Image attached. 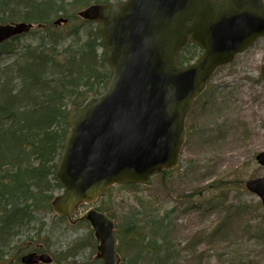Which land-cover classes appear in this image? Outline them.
Returning a JSON list of instances; mask_svg holds the SVG:
<instances>
[{"label": "water", "instance_id": "water-1", "mask_svg": "<svg viewBox=\"0 0 264 264\" xmlns=\"http://www.w3.org/2000/svg\"><path fill=\"white\" fill-rule=\"evenodd\" d=\"M80 16L99 25L112 78L104 93L87 95L82 107L69 112L70 132L56 170L65 193L52 203L69 221L113 186L144 185L176 168L187 115L208 80L264 38L263 0H128L93 6ZM30 28L0 25V45ZM189 42L203 54L181 67L178 56ZM258 161L264 166V153ZM247 188L264 205V178ZM85 220L100 242L98 258L120 264L114 221L96 210L79 221ZM40 260L52 262L49 256ZM23 263L32 264L33 257Z\"/></svg>", "mask_w": 264, "mask_h": 264}, {"label": "rangeland", "instance_id": "rangeland-1", "mask_svg": "<svg viewBox=\"0 0 264 264\" xmlns=\"http://www.w3.org/2000/svg\"><path fill=\"white\" fill-rule=\"evenodd\" d=\"M91 5L72 7L67 24L52 29L67 34L66 46L73 43L71 32L75 27L84 44L96 28L80 16ZM63 15L52 16L53 24ZM32 24L31 34L24 33L0 46V70L18 61L20 64L25 50L39 44L45 28ZM98 51L102 55V49ZM263 63L261 39L216 72L188 115L187 139L176 169L156 175L146 186L114 187L97 203L83 206L76 213L75 220L91 208L105 207L115 219L117 236H128L127 229L134 225L137 232L132 236L139 238L140 245L153 242L156 229L161 228L158 238H166L169 256L167 250L158 257L127 250L128 241L119 238L122 264H238L240 260L264 264V208L246 188L248 181L264 177V167L257 161L264 152ZM21 87V81L15 82L18 92ZM72 106L71 100L67 101L68 111ZM56 131L53 127L52 133ZM32 162L40 163L37 156ZM52 185L48 195L53 199L63 191ZM33 217L31 226L13 236L7 249L0 248L6 253L0 264H19L38 245L54 258L55 264H102L90 225H70L52 211L35 212Z\"/></svg>", "mask_w": 264, "mask_h": 264}, {"label": "trees", "instance_id": "trees-1", "mask_svg": "<svg viewBox=\"0 0 264 264\" xmlns=\"http://www.w3.org/2000/svg\"><path fill=\"white\" fill-rule=\"evenodd\" d=\"M111 0H0V25L24 23L44 29L38 45L25 50L16 64L0 70V248L7 249L9 241L32 223L33 211L51 209L53 185L62 189L55 179L56 158L60 155L68 131L67 101L81 105L85 94H99L107 86L111 71L105 60L98 27L80 42L78 27L71 32L73 43L65 45L64 33L56 29L52 16L64 13L70 17L72 7L83 9L93 3ZM122 2V0H116ZM40 31V30H39ZM42 31V30H41ZM31 34V33H30ZM38 35V33L36 34ZM35 35V37H36ZM37 39V38H36ZM17 40V39H16ZM7 45L9 44L6 43ZM62 47V48H61ZM13 49H11L12 51ZM200 54L196 45H189L179 57L182 66L191 64ZM18 77V78H16ZM21 81L20 91L15 82ZM82 89L83 92H82ZM63 126L59 130L58 127ZM53 127L58 132H53ZM29 157H26V156ZM24 156V159H20ZM38 157L35 165L33 157ZM20 163V164H19ZM12 166V170H10ZM99 211L112 214L109 209ZM114 218V217H113ZM161 230V228H159ZM133 225L124 236L127 250H138L158 257L168 248L165 239L153 236V242L140 245ZM132 236V239L130 237ZM144 241V240H143ZM0 251V261L6 253ZM168 251V250H167ZM169 256V251L167 253ZM237 264V262H234ZM136 264V263H134ZM238 264L242 263L240 260Z\"/></svg>", "mask_w": 264, "mask_h": 264}]
</instances>
